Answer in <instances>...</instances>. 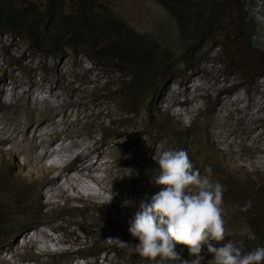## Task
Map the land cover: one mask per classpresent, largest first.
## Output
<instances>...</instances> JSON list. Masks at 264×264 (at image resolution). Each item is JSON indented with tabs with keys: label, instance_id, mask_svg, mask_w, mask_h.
Segmentation results:
<instances>
[{
	"label": "rangeland",
	"instance_id": "obj_1",
	"mask_svg": "<svg viewBox=\"0 0 264 264\" xmlns=\"http://www.w3.org/2000/svg\"><path fill=\"white\" fill-rule=\"evenodd\" d=\"M108 1L149 44L177 46L176 26L153 1ZM242 14L252 20V44L264 55V0H246ZM212 45L191 69L175 68L152 102L129 113L112 93L118 74L102 73L71 53L44 60L0 36V180L3 187L5 180L22 182L31 209L27 216L9 213L4 229L32 228L0 244V264H152L135 253L138 241L121 226L132 222L130 213L146 196L160 191L152 182L153 156L167 150H185L202 175L210 166V179L224 188V209L231 201L241 206L238 188L264 180V79L228 72ZM128 201L127 209L118 203ZM235 213L225 210V242L251 237ZM81 245L92 247L83 254L94 255L81 259Z\"/></svg>",
	"mask_w": 264,
	"mask_h": 264
},
{
	"label": "trees",
	"instance_id": "obj_2",
	"mask_svg": "<svg viewBox=\"0 0 264 264\" xmlns=\"http://www.w3.org/2000/svg\"><path fill=\"white\" fill-rule=\"evenodd\" d=\"M151 1L162 8L177 28V46L172 50L159 46L155 40L149 44L144 36L116 17L108 0H0V36L22 43L27 53L37 54L44 60L59 59L71 53L89 61L102 73L118 74L112 93L118 95L119 104L129 113L139 109L145 101L152 102L158 97L173 79L175 68L191 69L196 64V55L203 53L209 43L221 50L223 66L228 72L244 80L250 75L264 79L263 52L252 44L253 36L249 33L252 20L242 14L246 0ZM1 183L2 180L0 242H7L30 229L22 230L23 225L17 227V224L10 233L4 229L9 213L28 215L25 212L31 209L25 205L30 194L18 183L7 189ZM231 187L232 195L237 189ZM237 193V198H242L240 207L248 201L252 202V207L243 212L231 201L225 207L226 216L237 211L236 219L246 224L251 237L229 239L247 254L264 248V201L257 196H264V180L257 187H239ZM3 195H7L10 202L4 200ZM106 225L115 229L109 220ZM91 248L82 246L78 253ZM177 250L181 247L177 246ZM201 255L202 264L212 258L204 250ZM181 256L190 259L186 248Z\"/></svg>",
	"mask_w": 264,
	"mask_h": 264
},
{
	"label": "clouds",
	"instance_id": "obj_3",
	"mask_svg": "<svg viewBox=\"0 0 264 264\" xmlns=\"http://www.w3.org/2000/svg\"><path fill=\"white\" fill-rule=\"evenodd\" d=\"M153 160L158 168L153 170L152 182L160 188V191L152 195L150 200L146 196L140 202L139 210L136 208L130 213L128 218L132 222L126 221L121 226L138 241L135 245V253L142 260L150 261L152 264H169V262L202 264L204 257L201 253L206 248L207 254L212 257L207 264L264 262V248H257L244 254L233 242H225L227 229L223 206L224 188L219 182L213 183L210 179L212 173L210 166L205 169L207 175H202L199 169L194 168L188 153L183 149L163 151L158 155L155 154ZM75 163L77 161L73 159L69 164L72 167ZM8 176L13 175L8 173ZM5 181L6 189L15 183L25 188L20 181L13 179ZM5 199L10 202V198ZM130 205V201L125 202V206ZM236 207L240 211L247 212L252 207V202L248 201L243 207L239 205ZM113 210L117 217L119 212L116 208ZM111 222L116 227L115 220ZM29 228L32 230L31 227ZM24 233L0 244L10 245ZM108 240L126 244L119 239L108 238ZM177 246H181L180 251L177 250ZM80 248L82 245L76 253ZM184 248L187 249L190 259L182 258L181 252ZM85 255L88 258L90 254ZM79 257L85 258L81 255Z\"/></svg>",
	"mask_w": 264,
	"mask_h": 264
},
{
	"label": "bare ground",
	"instance_id": "obj_4",
	"mask_svg": "<svg viewBox=\"0 0 264 264\" xmlns=\"http://www.w3.org/2000/svg\"><path fill=\"white\" fill-rule=\"evenodd\" d=\"M236 98H237V97H236ZM97 151H98V150H97ZM50 153H51V152H50ZM74 159H75V158H74ZM76 161H78V159H76ZM64 167H65V166H64ZM77 167H78V166H77ZM77 167H76V168H77ZM76 168H75V169H76ZM67 171H68V170H67ZM51 172H52V171H49V172L46 174V177H47L48 175H50ZM50 177H51V175H50ZM47 192H48V191H47ZM66 203H67V202H66ZM118 203H119V205H120L121 207H125V205H122L121 202H118ZM68 204H69V203H67L66 205H68ZM84 204H85V203H84ZM85 205H86V204H85ZM86 206H87V205H86ZM87 207H88V206H87ZM29 240H30V239H29Z\"/></svg>",
	"mask_w": 264,
	"mask_h": 264
}]
</instances>
